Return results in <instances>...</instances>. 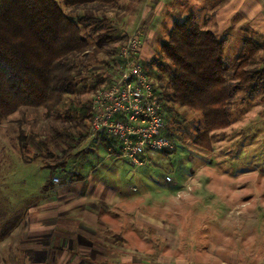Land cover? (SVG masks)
Instances as JSON below:
<instances>
[{
	"label": "rangeland",
	"instance_id": "374dc122",
	"mask_svg": "<svg viewBox=\"0 0 264 264\" xmlns=\"http://www.w3.org/2000/svg\"><path fill=\"white\" fill-rule=\"evenodd\" d=\"M57 1L73 16L86 13ZM224 1L206 4L205 12ZM142 6V0H116L91 9L95 18L85 36L92 46L72 60L73 92L52 112L25 109L0 118V264H31L26 250L33 264H264L261 91L235 96L232 123L213 133L212 150L192 141L201 113L170 101L174 110L165 111L174 147L168 152L134 164L119 155L108 158L96 142L87 148L92 97L111 84L121 48L138 30L140 56L144 30L136 20ZM173 6L155 51L139 58L160 92L168 89V76L158 80L151 61L175 22L205 14L188 0ZM231 25L224 57L233 68L245 34ZM246 36L261 44L264 65V35ZM61 168L80 175H72L67 186ZM49 180L57 191L45 204L41 189Z\"/></svg>",
	"mask_w": 264,
	"mask_h": 264
},
{
	"label": "trees",
	"instance_id": "16d2710c",
	"mask_svg": "<svg viewBox=\"0 0 264 264\" xmlns=\"http://www.w3.org/2000/svg\"><path fill=\"white\" fill-rule=\"evenodd\" d=\"M64 2L69 11L86 13L73 16L57 0H0L1 119L25 109L52 112L73 92L72 60L92 46L85 36L95 18L91 9L113 6L116 0ZM225 46L226 39L189 14L173 24L158 57L150 63L158 69V80L168 76V89L160 92L168 113L174 110L169 101L201 113L192 141L207 150L213 148V133L231 125V104L239 92L261 91L264 104V65H259L258 58L261 44L247 37L233 68L224 57ZM166 134L173 138L168 128ZM104 140L118 146L113 138ZM26 253L33 264V253Z\"/></svg>",
	"mask_w": 264,
	"mask_h": 264
},
{
	"label": "built area",
	"instance_id": "2783aa9c",
	"mask_svg": "<svg viewBox=\"0 0 264 264\" xmlns=\"http://www.w3.org/2000/svg\"><path fill=\"white\" fill-rule=\"evenodd\" d=\"M141 31H135L120 50V61L105 89L92 97L90 133L94 140L113 138L120 157L143 164L154 155L173 149L167 128L164 100L155 80L139 59ZM54 182H60L54 177Z\"/></svg>",
	"mask_w": 264,
	"mask_h": 264
},
{
	"label": "crops",
	"instance_id": "0c3cea01",
	"mask_svg": "<svg viewBox=\"0 0 264 264\" xmlns=\"http://www.w3.org/2000/svg\"><path fill=\"white\" fill-rule=\"evenodd\" d=\"M177 1L178 0H142L143 6L138 12L137 20H136L138 25L142 24V27L144 30L143 31L144 33L142 34V36H144V39L141 45V52H140L139 58L143 59V57H145L150 51L154 50L155 44L159 43L157 38L160 35L161 29L165 27L166 19L169 18V16H171L169 12V8L174 7L173 5ZM188 1L194 2L197 5H201L202 12L206 11V7H205L206 4L217 3L216 0H188ZM150 2H152V4H150ZM145 3H149L148 6H145ZM222 5L223 6L213 8L212 11L214 12H211V13L210 11H207L208 13L205 12V14L202 15V18L200 20L197 18L196 14L194 13L192 14L196 16L198 22L204 28L213 30L218 36L226 39V45L229 41V37H224V35L227 34L230 28H232L231 23H233L234 30L237 32L244 33L245 35L244 34L243 35L246 38L250 37V36H246V34H254V35H260V36L264 35V32H263L264 30V0H225L224 2H222ZM158 6L161 7L159 8V12L156 10ZM244 36H242L244 38L243 47H244V42L246 39ZM95 142L97 143L98 148L104 147L107 150L108 158H114L117 156L116 153L120 152L119 146L117 147L111 146L108 143V141H105L104 139L98 141V140H94L92 137L89 140L87 148L89 150L92 149L91 146ZM61 170H64L65 174H64V177L62 176L60 177L63 180H65L64 184H66L67 186L70 185L69 181L71 180L72 175L79 174L76 171H73V170L70 171V169H67V168H61ZM84 178L86 177L84 176ZM56 188L57 187H55L54 184H52L51 180H49L43 186V188L41 189V195H43L45 204H47L46 202L49 197L54 196V193L57 191ZM62 188H65V187H62ZM43 199L41 200L43 201ZM56 215L61 217L65 215V212L61 211L59 213L56 211Z\"/></svg>",
	"mask_w": 264,
	"mask_h": 264
}]
</instances>
